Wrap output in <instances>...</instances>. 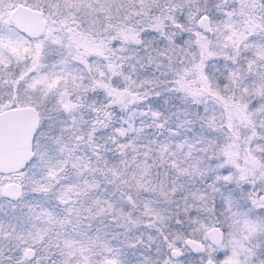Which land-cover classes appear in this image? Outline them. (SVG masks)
<instances>
[{"label": "rangeland", "instance_id": "obj_1", "mask_svg": "<svg viewBox=\"0 0 264 264\" xmlns=\"http://www.w3.org/2000/svg\"><path fill=\"white\" fill-rule=\"evenodd\" d=\"M107 1L115 5L109 23L98 15L94 22L89 12L69 15L61 6H44L50 10L43 13V44L60 32L57 42L64 56L72 55L83 69L79 82L85 84L80 95L84 104L73 106L76 96L67 95L64 104L56 101L50 108L49 98L65 91L61 83L55 84L53 73L29 78L17 98L34 107L43 102L42 108H35L53 125L68 122L95 132L100 107L89 101L98 98L97 85L102 84L104 99L111 104L106 121L117 113H134L135 123L145 121L148 130L152 126V135L144 154L134 152L127 162L115 137L110 148L99 145L94 136L82 137L80 143L55 138L46 179H57L67 167L75 175L85 173L91 191L87 203H79L87 212L85 224L97 234L104 232L94 237L110 255L101 264L109 259L117 264H203L208 259L215 264H264V201L258 200L264 194V22L256 14L260 6L255 0ZM14 5H6V19ZM201 16L207 17L211 34L197 27ZM106 67L112 74L102 72ZM156 93L164 112L152 106ZM13 98L9 94L6 102ZM6 107L0 102V110ZM133 132L143 136L140 130ZM240 140L249 141L246 152L240 150ZM96 155L101 156L100 169ZM199 168L207 174L199 175L198 182L191 172ZM204 178L210 184L201 183ZM9 181L33 186L24 172L0 174V197H5L2 187ZM57 197L62 230L63 210L75 206L76 198L66 188H60ZM238 201L245 212L239 215L232 205ZM51 219L49 210L28 215L22 222L28 224L27 239L23 228L15 237L24 244L22 252L26 247L35 253V247L46 250L40 234ZM212 225L222 232L218 245L206 236ZM16 228L12 223L0 236L6 248H11L6 240ZM54 238L68 248L77 243L63 230ZM186 238L203 243L204 250L192 253ZM113 239L124 240L128 254ZM173 248L181 250L177 258L170 256ZM81 255L82 262L73 264H93L92 257ZM0 258V264L10 263L9 256ZM34 258L42 264L43 256ZM26 261L23 256L10 264ZM53 262L51 256L44 257V264ZM56 264L68 263L62 259Z\"/></svg>", "mask_w": 264, "mask_h": 264}, {"label": "trees", "instance_id": "obj_2", "mask_svg": "<svg viewBox=\"0 0 264 264\" xmlns=\"http://www.w3.org/2000/svg\"><path fill=\"white\" fill-rule=\"evenodd\" d=\"M254 2L257 6H260V10L256 12V14L260 21L264 22V0H255ZM8 3H22L29 7L39 9L43 13L50 10L44 7L46 5L54 7L61 6L63 8H60V10L69 15L87 14V12H89L94 22L98 19L96 16L98 15L100 21L103 22V20L106 19L109 23L112 20L110 9L112 10L115 6L112 4L113 2L107 0H26L25 2L22 0H0V102L4 101L9 106L21 105V100L17 98L18 89L26 87L29 78L35 77L34 79L38 80L40 76L46 77L47 73H53L57 75L55 84L58 85L61 83L65 91L57 95L53 94L52 97L49 98L48 106L53 108L51 104L56 101L58 104H64L67 95L76 96L72 102L73 106H82L84 103H82L80 95H82L83 92L82 86H85V84H82L79 80L81 75L83 77L84 72L72 55L64 56L60 44L57 42V40H61L59 35L60 32H58L56 34L57 36L53 37L47 44H43V35L37 39L26 37L7 21L5 12ZM261 7H263V11H261ZM69 15H67V17ZM21 38L23 41H20ZM110 71L111 70L106 67L102 72L104 74H112ZM103 79L105 80V78ZM97 88H99L100 91L98 98H95L94 101H89L96 103V107H100V109L96 111V115L99 118V125H97L98 127L95 132L87 127L77 128L70 126L68 122L62 127H59L53 125L54 123H51L52 121L48 119L40 118L39 125L33 138V158L25 169L20 171L26 173L27 182H31L33 186L29 188L28 185L21 184L23 190L22 195L16 201H11L9 203L6 201L5 197H0V236L5 232V229H11L12 223H15L19 227L16 228L15 231L12 230L11 237H8L6 240H10L11 248H6L8 244H3V242L0 243V256H9L8 262H20L23 260L22 247L24 244L21 243L20 240L17 241L15 238L19 229L22 228L25 231L24 237H26V239L28 237V224L25 222L23 225L22 222L28 219L30 213L36 215L38 212L44 210H49L52 214V219L46 221L42 233L40 234L43 241L42 244L45 245L46 250L40 252L43 250L40 249L42 247H35L37 252L34 257H38V255L43 256L41 261L42 264H44V257L48 255L51 256V260L54 261L53 264L58 263L62 259L68 264L82 262L81 257L84 255H81V251L83 254L92 257L91 261L93 264H101V261L103 262L104 259L110 256L101 250L100 243L97 239L95 242L96 235L101 237L104 232L102 231L100 234H97L91 226L85 224L89 221L88 218H86L87 212L84 205L79 203V201L87 203L86 198L90 196L89 193L91 188L88 186L89 182H84L85 173L75 175L76 172L67 167V172H63V175L58 176L57 179H46V174L49 170L48 163L52 161L55 150V138H57V140L63 139L73 142L78 139L75 143H80L82 137L88 140L94 136L95 141L97 143L100 142L99 145L108 146L107 148H110V144L113 145L111 139L115 137V146L116 144H121L123 152L125 153L123 155V158H126L125 162L130 159L134 152H139L138 154L140 155L144 154L145 146L148 144V136L152 135V126L148 130L149 125L145 121L135 123L133 120V117L135 118L134 113H123L120 115L123 117L121 120L119 119V113H117V116L112 119L110 123L106 121L107 116L105 113L111 110V104L104 99L103 85H97ZM9 94H11L12 97L14 96V98L6 102ZM156 95L158 94L156 93ZM160 98L161 96L158 95L152 104L158 113L164 112V105ZM38 105L42 108L43 102L39 101ZM135 129H137V131L140 130L143 136H136L137 134L133 132ZM214 142L217 143L216 140ZM248 143L249 141L240 140V150L243 148V151L246 152L249 149ZM96 156V163L99 165L97 169H100L102 165L101 156ZM104 168L105 167H102V169ZM206 174V171L201 168L194 169V171L191 172L194 181H198L199 175L204 176ZM34 180L36 181L35 183H33ZM202 182L205 183V186L210 184V181L206 178L202 179L201 183ZM60 188L68 189L76 198L75 206H72L70 209L64 208L63 210L66 220L63 223L62 230L66 235H69L77 242L75 247L72 248L65 247L61 239L55 241L54 238L62 231L58 223V220L61 218L60 215L62 214L60 211V209H62V203L57 197ZM240 204L241 202L239 201L232 204L236 205L239 209L235 208L238 210V215L240 213H245L239 208ZM112 242L115 243L116 246H120L122 251L126 253L129 251L126 248L127 246L124 245V240L119 241L118 239H113ZM0 260L2 259L0 258ZM26 262L27 264H36L35 258ZM135 262V260L132 261V263ZM121 264H129V262L123 260Z\"/></svg>", "mask_w": 264, "mask_h": 264}, {"label": "water", "instance_id": "obj_3", "mask_svg": "<svg viewBox=\"0 0 264 264\" xmlns=\"http://www.w3.org/2000/svg\"><path fill=\"white\" fill-rule=\"evenodd\" d=\"M8 22L19 32L30 39L41 37L46 30V18L39 9L29 7L22 3L12 6L7 14ZM197 27L205 34H211L206 16H201L197 21ZM38 111L32 105L6 107L0 110V174H13L20 172L33 158V138L38 127ZM22 185L17 181L6 182L2 187V194L11 201L18 200L22 195ZM264 201V194L258 197ZM210 243L218 245L222 240V232L219 226L212 225L206 232ZM186 247L192 253L204 250L203 243L192 238L185 239ZM181 250L173 248L170 256L177 258ZM26 260L34 257V250L26 247L23 250ZM106 264H117L112 259ZM203 264H215L208 259Z\"/></svg>", "mask_w": 264, "mask_h": 264}, {"label": "flooded vegetation", "instance_id": "obj_4", "mask_svg": "<svg viewBox=\"0 0 264 264\" xmlns=\"http://www.w3.org/2000/svg\"><path fill=\"white\" fill-rule=\"evenodd\" d=\"M22 105V104H21ZM21 105H18V106H21ZM24 105H28V104H24ZM33 106V105H32ZM9 107H14V106H9ZM39 114V113H38ZM38 125H39V121H40V117H38ZM187 248V247H186ZM34 256H35V251H34Z\"/></svg>", "mask_w": 264, "mask_h": 264}]
</instances>
